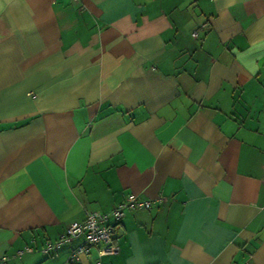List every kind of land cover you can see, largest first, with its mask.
I'll list each match as a JSON object with an SVG mask.
<instances>
[{"label": "crops", "instance_id": "crops-1", "mask_svg": "<svg viewBox=\"0 0 264 264\" xmlns=\"http://www.w3.org/2000/svg\"><path fill=\"white\" fill-rule=\"evenodd\" d=\"M262 173L264 0H0V264H264Z\"/></svg>", "mask_w": 264, "mask_h": 264}, {"label": "built area", "instance_id": "built-area-1", "mask_svg": "<svg viewBox=\"0 0 264 264\" xmlns=\"http://www.w3.org/2000/svg\"><path fill=\"white\" fill-rule=\"evenodd\" d=\"M195 35V31H193ZM264 179V173H262ZM151 200L129 193L121 200L116 202L108 211L86 210L85 217L81 221L71 222L61 234L53 241H46L41 247L42 252H47L52 247L58 246L62 243L71 241L74 237L82 236V240L73 246L68 255L67 260L76 263L80 257L86 255L90 247L94 244L100 243L98 248L99 255L106 253H113L116 251L115 231L119 228L121 219L128 209L135 208H150ZM23 250L31 251L32 247L25 246ZM22 250H18V253ZM5 256L2 257V260ZM242 264H250L247 261Z\"/></svg>", "mask_w": 264, "mask_h": 264}]
</instances>
